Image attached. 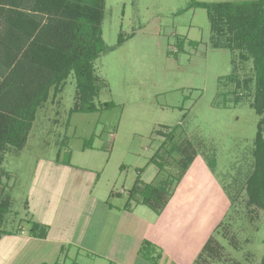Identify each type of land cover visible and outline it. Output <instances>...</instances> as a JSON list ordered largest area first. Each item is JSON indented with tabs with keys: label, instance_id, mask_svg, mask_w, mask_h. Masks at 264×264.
Here are the masks:
<instances>
[{
	"label": "rangeland",
	"instance_id": "374dc122",
	"mask_svg": "<svg viewBox=\"0 0 264 264\" xmlns=\"http://www.w3.org/2000/svg\"><path fill=\"white\" fill-rule=\"evenodd\" d=\"M190 1L103 0L101 29L106 49L94 60L99 86L94 102L97 107L103 102L113 106L70 114L76 95L71 74L61 86L50 89L24 145L6 146L0 152V199L7 203L0 230L8 231L0 236V264H7L17 248L18 237L13 233L27 228L30 216L47 215L52 198L84 195L82 184L90 173L100 174L96 184L107 182L108 190L124 188L122 197L108 198L121 205L135 179L149 183L174 178L181 173L180 162L194 151L192 161L196 156L202 159L216 184L199 210H192L195 216L190 217L188 231L206 233L210 228V236L219 244L215 258L194 264L260 262L264 211L249 206L245 194L260 117L252 107V62L240 58L238 50L211 47L206 10L186 8ZM210 1L220 0H203ZM239 1L244 0L233 2ZM119 35L122 41L117 44ZM229 74H233L230 80L225 78ZM243 79H251L246 87ZM235 97L239 98L236 105ZM175 125L168 141L165 134ZM164 139L166 148L179 149L154 178L158 168L150 158ZM56 157L71 163L61 164ZM193 175L190 172L186 178L198 187L201 176ZM40 247L15 252L12 262L36 264Z\"/></svg>",
	"mask_w": 264,
	"mask_h": 264
},
{
	"label": "trees",
	"instance_id": "16d2710c",
	"mask_svg": "<svg viewBox=\"0 0 264 264\" xmlns=\"http://www.w3.org/2000/svg\"><path fill=\"white\" fill-rule=\"evenodd\" d=\"M102 2L0 0V152L6 146L20 148L24 145L35 113L47 100L50 89L61 86L71 74L76 95L70 114L113 106L112 102H103L97 107L94 102L99 93L94 60L106 49L101 29ZM189 7L206 10L211 47L238 50L240 58L252 62L255 95L252 107L260 117L253 139V168L245 181V194L249 206L264 211V0H191L186 8ZM121 41L119 35L117 44ZM195 42L189 40L193 45ZM178 48L181 50L180 45ZM225 78L230 80L233 74ZM249 81L251 79H243L242 85L246 87ZM220 94L226 97L225 92ZM233 100L236 105L239 98ZM176 128L177 125L165 134L168 141ZM164 143L165 139L150 158L158 168L154 178L164 170L168 157L179 149L166 148ZM195 153L187 154L180 162L181 173L174 178L165 177L149 183L135 179L128 191L125 208L133 201L160 213L172 195V182L176 186L181 180ZM55 161L70 164L68 159L60 161L56 157ZM6 208L7 203L0 199V225ZM7 233L0 230V236ZM28 233L45 238L47 226L30 221ZM218 247L216 239L210 236L195 263L215 258ZM231 264L241 263L234 261ZM258 264H264V254Z\"/></svg>",
	"mask_w": 264,
	"mask_h": 264
},
{
	"label": "crops",
	"instance_id": "0c3cea01",
	"mask_svg": "<svg viewBox=\"0 0 264 264\" xmlns=\"http://www.w3.org/2000/svg\"><path fill=\"white\" fill-rule=\"evenodd\" d=\"M207 168L203 160L196 156L187 169L189 171H186L198 174L197 179L201 176V185L199 183L197 187L190 178L187 179L188 173L179 181L180 184L177 183L160 213L141 209L144 204L130 203L125 208V202L121 205L109 202L110 196L122 197L124 188L121 192L108 190L107 182L103 186L96 184L100 174L93 176L90 173L88 181L82 184L85 192L80 198H52L54 204L48 216L43 214L47 218L35 216L34 219L32 215L27 220L46 225L45 238L31 236L28 233L29 223L27 228L13 233L14 237H18L19 246L7 264H14L15 252L31 245L41 246L36 253V264H65L66 261L69 264H194L212 231L210 228L207 234L198 230L188 231L190 217L195 216L192 210H199L207 192L216 184L209 177ZM205 181H208L209 187L204 186ZM73 207L75 214L72 213ZM50 210L53 215H50ZM59 260L62 263H58Z\"/></svg>",
	"mask_w": 264,
	"mask_h": 264
}]
</instances>
